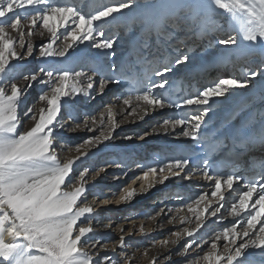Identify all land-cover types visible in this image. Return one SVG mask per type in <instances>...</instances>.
Returning a JSON list of instances; mask_svg holds the SVG:
<instances>
[{
    "label": "snow or ice",
    "instance_id": "snow-or-ice-1",
    "mask_svg": "<svg viewBox=\"0 0 264 264\" xmlns=\"http://www.w3.org/2000/svg\"><path fill=\"white\" fill-rule=\"evenodd\" d=\"M213 4L238 26L233 28L236 34L217 37L216 57L232 62L233 57L247 61L259 56V63L250 64L242 79L220 78L194 96L177 97L172 92L173 76L181 66L194 67L196 58L187 44L175 41V31L206 37L216 27ZM241 33L242 39H238ZM45 35L49 39H43ZM36 38H40L38 44ZM85 42L109 59L97 60L87 72L61 66L66 60L76 64L86 59L87 54L78 51ZM118 44L128 53L119 62L115 60ZM29 58L45 63L37 70L26 69L24 62ZM37 84L45 88L29 103ZM113 86L119 93L114 99L124 106L122 114L140 120L150 111L195 106L193 114L168 118L161 124L165 130L180 126V135L194 142L199 151L197 157L186 154L160 165L131 158L130 162L113 161L122 169L113 180L127 177L133 168L140 169L128 184L113 190L116 206L146 195L171 178L190 180L202 174L213 182L211 196L217 198L218 206L210 215L216 217L224 208L222 189L236 185L238 195L225 209L234 218L230 226L208 238L200 237L199 243L195 233L202 223L191 230L185 227L172 232L175 239H162L160 244L167 251L187 236L192 239L178 250L180 256H186L194 245L203 251L202 245L210 244L200 257L205 264H252L248 250L264 251V155H251L257 149L264 152V117L241 121L222 134L209 113L213 111L210 101L223 97L220 103L229 102L240 89H251L253 95L258 91L264 103V0H112L98 3L91 11L80 0H0V264H138L135 252L126 250L123 235L109 250L91 223L97 209L87 202L88 193L96 187L95 177L112 165L95 170V176L89 175L88 168H73L88 155L87 149L111 141L121 126L110 103L79 115H74L73 103L76 97L88 101L103 97ZM230 119L237 120V114ZM98 128V135L69 143L78 131L95 133ZM65 151L78 155L62 158ZM245 154L252 167L247 179L235 169H221L216 161L217 157L239 159ZM137 181L139 191L133 186ZM207 196L201 193L178 209L169 207L176 215L168 223L184 224L179 211L185 207L200 221L212 207L211 201L203 209L199 207ZM110 202L111 198L102 199L105 205ZM163 212L161 208L150 218L155 220ZM221 240L225 241L223 252L217 243ZM89 247L94 251L89 252ZM149 264H159L158 258H150Z\"/></svg>",
    "mask_w": 264,
    "mask_h": 264
},
{
    "label": "bare ground",
    "instance_id": "bare-ground-1",
    "mask_svg": "<svg viewBox=\"0 0 264 264\" xmlns=\"http://www.w3.org/2000/svg\"><path fill=\"white\" fill-rule=\"evenodd\" d=\"M54 2H65V0H54ZM68 2H70V0H68ZM80 2L82 4V0H80ZM110 2H112V0H86L85 2H83V4H87L88 5V10L91 11L97 6L98 3H110ZM213 8L215 9V12H214L213 17H212L213 21H215V26H216L215 27V35L219 34L221 36V38H224L227 35L236 34L233 31V28L234 27H238V26L233 24L229 14H227L224 10H220L219 8H218V10L215 7H213ZM217 20H219V22ZM220 24H223V27ZM218 25H219V27H218ZM212 32H214V31H212ZM184 36L187 37V41L185 42V44H187L188 48L190 47V50L193 53H195V54H193V56L196 58V65L195 66L201 65L203 63L202 59H204L203 55H205V54H203V50L204 49H209V50L210 49H214L215 52H217V50L220 47L217 44V42H215V41H207L208 40V35L205 38H204V36H200L201 38L203 37V39H199L197 37L199 35H196L194 37H190V36L184 35V33H183L182 36H178V35H177V37L175 36V41L176 42H177V40H178V42L181 41L182 40L181 38L184 37ZM43 39L46 40V39H49V37L47 35H45V37ZM238 39H242V33L240 34ZM34 42L36 44H38L40 42V38H36V40ZM60 43H61V41H57V45H60ZM121 44H122V42H121ZM121 44H118L116 49H115V51L117 53L116 58H115L116 61L121 57L120 55H121L122 49L125 48L124 46H121ZM195 48H200V50L199 51H194ZM78 51L86 53L87 54L86 59L81 58L80 61L78 63H76V64H74L70 60H66L64 62V64L61 65V66L66 67L69 70H72V66H74L76 68V69L74 68L75 70L87 72L88 71V66H90L93 63V61H94L93 57H99L101 60L109 59L108 57L104 56V54L100 50L92 48L90 42H85V44L79 45ZM210 52L212 53L213 51L210 50ZM205 53H207V52H205ZM196 54L200 55L199 59L197 58L198 56ZM259 60H260V57H257V58L254 57L253 59H249L247 61L242 60V59H240V60L237 59V60H234V61L230 62L229 63V67H231L233 65H237V66H233V67L239 69V71L240 70H244V72H247L248 67L250 66V64L259 63ZM217 61L218 62H215V61L211 60L210 64L212 66L215 65V67H218V63L219 62H222L224 64V62L221 61V60H217ZM44 63H45L44 61H41L39 59L29 58L27 61L24 62V65H25L26 69L37 70ZM190 67H193V66L183 67L182 70H180V72H187V71L190 70ZM215 67L212 68V70H210L208 73H206L202 79H200V82L204 85L203 87L209 86L211 84L214 85V83L220 78L231 77L229 69H226V68L223 69V68L219 67V69L216 70ZM198 79H199V77H196L194 80H198ZM81 81H85L86 82V80H84V79H81ZM42 88H45V86L39 85V84L34 86V91L32 93H30V95H29V103H31L36 98V94ZM235 91H236V95L234 97H232L229 102L220 103L219 101H223L224 100L223 97L214 98V100L217 101L215 103L210 101V105H211V108L213 109V111L210 112L209 115L212 116V117L220 115V114L224 115L225 112L229 108H231L234 104H236L238 101H240V99L244 98L248 93H250L252 95V98L251 99L250 98L246 99L244 105H248L247 106L248 109H252V108L255 109L256 106H260L261 105L260 110L264 112V105H262V102H261L260 95H259L258 91H257V93L255 95H253V91L251 89H248V90L240 89V90H235ZM76 101L79 104V102H80L79 97H76V99H75V101L73 103L74 115H76V112L78 111V106L75 104ZM37 106L39 107V105H37ZM122 108H118V110H115V108H113V111L116 113V119H118L119 115L122 113ZM155 112H158L157 118L158 117L159 118H166V116L171 115L167 111V109H165L163 111L156 110ZM140 114L142 115L143 113H140ZM148 118H149V116L148 117L144 116L143 120H140V119L137 118L139 122L143 121L141 126H139L138 128L134 127V128L129 129V130H120V128L117 129L116 132L114 133V138L111 140L114 144H112L111 141H107L106 143L101 144L98 148H96V147L89 148L88 155L85 156V157H82L80 160H77L76 164H74V166H73L74 171L80 170L81 167L84 166V165L86 166V168H90L92 166H95V163L97 162L96 156H94L95 153H96V155H99L103 159L104 158L106 159V157H107L108 158L107 162L120 161V160H124L125 162H130L129 158H131V159H134V160L137 159V161H140V162H143V163H147V164L160 165L162 162H161L160 158L156 157L157 152L161 151V150H164V151H166L168 153H172L173 152L172 145L168 146V143L173 142L175 139H178V138L182 137L180 135L181 127L177 126L174 130L169 128L167 130L162 129L161 131H156L155 127H152V129H150L151 123L153 121H155L154 119H156V117L151 119V116H150V118L149 119ZM142 128H146V130L149 129V130H151L153 132V134L150 137V139H146V140L143 139L140 142L139 146L142 148L143 151H145V154L143 156H142V152H141V154L138 153V154L132 155V152L130 150L129 151H119V153H116V151H114V150L112 151V148L113 149H117V147L120 146L119 144H120L122 138H125L127 135H132V136L136 135L135 137H138L137 139H139V136L142 135V132H141ZM99 130L100 129L98 128L95 133L99 132ZM85 131H87V130H85ZM149 133H151V132H149ZM85 134H88V133H85ZM65 139H66V137H65ZM81 139H83V138L82 137H77V139H76V137H75L74 139H70L69 143L73 144L77 140L79 141ZM189 143H190L189 139H187V138L183 139V144L185 146H189ZM73 152L75 154H72V156H70V157H75V156L78 155V153H76L75 151H73ZM70 154L71 153H69L68 155H70ZM146 154H148L149 156L147 155V157H146ZM105 155H109V156H105ZM90 156H92V158ZM103 156H105V157H103ZM89 157H90V160L86 161V159H89ZM86 162H88V163L85 164ZM77 163H79V164H77ZM134 169H135V171H134ZM139 171H140V169L133 168L131 170V172H129V173H132V172L133 173H136V172L139 173ZM93 176H95V174ZM127 177H129V176H127ZM97 178L98 177H95V181H104V182L106 181L105 178H99V179H97ZM123 179L124 178H122V180ZM193 180L197 181L196 184L200 187V189L202 191H206L205 193L208 194V196L206 198V201H209V200L213 201L212 196L211 197L209 196V194H211V192L213 191V182L211 183V182L202 180L200 178H197V179L193 178ZM92 183H93V181L90 180L89 184L91 185ZM100 183H102V182H100ZM98 184L99 183H97L96 185H98ZM107 184H108V182H107ZM110 185H112V184H110ZM197 185H195V186H197ZM108 190H110V188H108ZM113 190H115V188L111 189L110 191L112 192ZM222 191L224 192L225 196L228 195V191L229 190L226 188V186L222 189ZM107 193L108 192L103 193L104 196H106ZM187 193H188V190L186 191V189H184L181 185H179V183L177 181H174L171 178L165 184L157 185L156 188L150 190L147 193V196H148V199H150L151 202H155L157 204V203L161 202L160 200L162 198L163 199L166 198V196H168V194H169V196L174 197V199L176 200V198H178V197L181 198L183 195L187 196ZM237 195H238L237 192L229 194L228 197H227L226 203H233L235 201V198L237 197ZM90 197H91V194L89 192L88 193V201L89 202H90V200H89ZM93 201H94V199H93ZM93 201H91V202H93ZM215 201H217V200H215ZM215 201L213 202L214 203L213 207L209 208L208 213H205L204 217H202L200 221H198L196 219V217H195V219H196L195 223L196 224H201L202 223V227H200L199 230L195 233V237L197 238V243L200 242V240H199L200 237L208 238V237H210V235H212L213 230L215 229L214 228L215 224L219 225V223H222L224 221L227 222V221H229L231 219H234L233 217H230V216L226 215L227 213L225 212V209H227V206H225V204H224V208L221 209V212L218 213L216 217H212L210 215V213L216 207ZM150 205H152V204L150 203ZM201 205H202V207L200 209H203L205 207L204 203H202ZM134 206L135 205H132L131 207H128L126 209H121L120 211H116L115 210L116 208H115L114 211L109 213V214L108 213H106V214H103V213L96 214V216H95L96 219H97L96 223L101 221L100 222L101 224H98V225H102V227L104 229V232L98 234L100 237H102L101 243L107 242V245H109L110 250L113 248V246L119 240V238L115 237V236H117L116 233L117 234L118 233L122 234V232L120 230L121 227L124 230H126V227H128L129 228V233L128 234H130V235L133 234L134 235L133 237L135 238V234H137V231H136V228H135L136 227L135 225H137L136 221L138 219V216H140L142 212L143 213L146 212L145 209H147V208H144L143 210L139 211V210H136V208H135L136 206L135 207ZM211 208H212V210H211ZM118 209H120V208H118ZM222 215L226 217L223 220L220 219V217ZM105 225H111V227H105ZM107 230H109L107 232V234H104V233H106ZM111 231H113V232H111ZM123 236L125 238V234ZM159 238H160V240L158 242H153L150 245L148 244L145 247V249H144V246H142V244L141 245L138 244L134 248H132V249L131 248H129V249L127 248L126 250L134 251L135 253H137L140 250L138 254H139L140 257L141 256L143 257L142 258L143 260L147 259L149 261L150 258L157 257L158 261H159V264H168L169 260H165V258H164L165 256H169L170 260L173 259L176 262L175 264H185L187 255L186 256L178 255V250H180L182 248V245L185 244L188 240H190L192 238H189V237L185 236L179 242L178 245H171L170 246V250H167V251L161 246L160 241L162 239H175V237L174 236L173 237L172 236L171 237L170 236H160ZM10 240H11L10 237L6 238V241L10 242ZM128 243L129 242H126L128 247H132V244L130 245ZM180 244H182L181 247H179ZM116 251H117V253L120 252V249H119L118 246L116 248ZM145 251H147V256L143 255ZM196 251L198 252L199 249H196ZM222 251H223V249H222ZM248 251L251 254L250 257H252L253 259L260 252L264 253V251H262L260 249H249ZM263 258H264V254H263ZM198 262H196V264H205V262H203L202 260H201V262H199V263ZM192 263L193 262H189V263L187 262L186 264H192ZM147 264H149V263H147ZM252 264H254V263L252 262ZM256 264H258V263H256Z\"/></svg>",
    "mask_w": 264,
    "mask_h": 264
},
{
    "label": "rangeland",
    "instance_id": "rangeland-1",
    "mask_svg": "<svg viewBox=\"0 0 264 264\" xmlns=\"http://www.w3.org/2000/svg\"><path fill=\"white\" fill-rule=\"evenodd\" d=\"M85 1L86 0H84V1L82 0V4ZM213 7H215L218 10V7L215 6L214 4H213ZM217 21L219 22V20H217ZM223 24H220V25H222V27H223ZM175 33L178 36H182V34H183V32H181L179 29H177L175 31ZM177 35H176V37H177ZM190 37H193V36H190ZM217 37H221V36L219 34H216L215 35V33H213V32L209 33V38H211L212 41L217 42ZM186 38L187 37H185V36L181 38V39H183V42L184 43L187 40ZM204 50H206V49H204ZM189 51H190V49H189ZM190 55L193 56L192 53H190ZM209 55H213V54L212 53H208V52L205 53V56H209ZM255 57L257 58L259 56H255ZM253 58L251 57L250 59H253ZM74 68L75 67L72 66V71H78V70H75L76 68L75 69ZM231 77H236V78H241L242 79L244 77V74L243 75H240V73H238L237 70H234L233 72H231ZM80 83L82 85L83 84H86L85 81H81ZM212 85L213 84H211L209 86H212ZM113 87H112L111 91L106 90L105 91V94L103 95V97H99L98 96L93 101L83 100V99H81V97H79V100H80L79 104L77 103V101L75 102V104L78 106V111L76 112V115H79V114L84 113V112H92L93 109L100 108L102 105H106V104H109V103L112 105L113 108H115V110H118V108H122L123 107L122 101H118V100L114 99V96L116 95V89L113 88ZM150 112L146 115L147 117L149 116V118H150V116H151V119L154 118V117H156V119H154L155 121H153L151 123L150 129H152V127H155V130L156 131H161L162 129H165L162 126L161 122L163 120H165V119H168L169 117H166V118H159L158 117L157 118L158 112H155V111L154 112L153 111H150ZM105 119H107V118L105 117ZM116 120L121 125L120 126V130H129V129L134 128V127H137L138 128L143 123V121H140L139 122L136 117H133V116H125L122 113L119 115V118L116 119ZM141 130H142L141 131L142 132V135L145 134V133H147V135L145 136L144 140L150 139V137L152 136L153 132L151 130H149V129L146 130V128H142ZM84 132L85 133H88V134H85ZM149 132H151V133H149ZM98 134H99V132L92 133V132H87V131H78L77 133L73 134L72 139H74L75 137H76V139H77V137H82L83 139H86L88 136L98 135ZM129 136L132 137V139L122 138V140H121V142L119 144L120 146L117 147V149H113L112 148V151L113 150L114 151L115 150L116 151H119V150L129 151L130 150L132 152V155H135V154H138V153L141 154V152H142V156H143L145 154V151H143L142 148L139 146L140 145V142L142 140L137 139L138 137H135L136 135L135 136L127 135L126 137H129ZM83 139H81L79 141L77 140L73 144L79 143ZM66 140H69V138L66 137ZM112 144H114V143L112 142ZM87 151H89V149H87ZM69 153H71V154L68 155ZM72 154H75V153L73 151H71V152L65 151V152H63L60 155H62L61 157L63 158L64 156H67V155L68 156H72ZM147 155L148 154H146V157H147ZM94 156H96L97 162L95 163V166H92V167L88 168L90 170L89 175L90 176H93L95 174V170H97V169H99L101 167H106L108 165H112V166L107 167V172L106 173H101L100 176L97 178V179H99V178H105L106 181L108 182V188H110V190L111 189H114V188L117 189L119 185L128 184L130 178L133 175L138 174V172H136V173H133V172L132 173H129V172H131V171H129L128 172V176L129 177H127V178L126 177H122L124 179L122 180V178H121L118 181L117 180H113V178H112L113 175L120 173L122 169L121 168H118V167H115L112 164V162H107L108 161V158L107 157H106V159L105 158L103 159L99 155H96V153L94 154ZM105 156H109V155H105ZM105 156H103V157H105ZM90 157L92 158V156H90ZM90 157H89V159H86V161L87 160L89 161L90 160ZM135 160H137V159H135ZM87 163L88 162H86L85 164H87ZM77 164H79V163H77ZM84 168H86L85 165L82 166L80 170H83ZM134 171H135V169H134ZM172 180L177 181L179 183V185H181L184 189H186V191L188 190L187 196H182L181 198L179 197V198H176V200H175L174 197H171L168 194L169 197L166 196V198H164V199L162 198L160 200L161 202H159V203L156 204L155 202H151L150 199H148L147 194L146 195H138L131 202L121 203V206H120L121 208L120 209H116V211H120L121 209H126L128 207H131L132 205H135L136 207L135 206L134 207L136 208V210H139V211L140 210H143L144 208H147V209H145L146 212H144V213L142 212L141 215L138 216V219L136 221L137 225H135L136 226L135 228H136L137 234H135V238L133 237L134 240L128 243L130 245L132 244V247H127L128 249L129 248L132 249L135 246H137L138 244L139 245L142 244V246H144V249H145V247L148 244L150 245L153 242H158L160 240V238H159L160 236H170L171 237L173 231H180V230H182L185 227H187V228L189 227V229H195V227H197V224L195 223V220H196L195 219V216L192 213H189L187 211V208L186 207L183 210H180L179 211V215L182 216V217H185V221L186 222L184 224H181L180 225V223L178 221H174L171 224L168 223V219L172 215H176V212L175 211L169 212V207L176 206L177 209H178V206L185 205L186 203L190 202L191 200H194L199 194L205 193L206 191H202L200 189V187L196 184L197 181H194L193 179L184 180V179H180V178L176 177V178H172ZM100 182L105 183L104 181H95V184L100 183ZM110 184H112V185H110ZM139 184H140V181H137L136 185H133L134 187H137V190L138 191H139V187H138ZM195 185H197V186H195ZM209 196L211 197V194H209ZM216 199H213V201H211L212 207H213V204H214L213 202ZM209 201L204 202V205L207 204ZM87 202H89V201H87ZM150 203L152 205H150ZM225 206H227V208H229L231 206V204L226 203ZM199 207L201 208L202 205H200ZM161 208L164 209V212L161 213L160 215L156 216V219L155 220L151 219L150 216L151 215H154ZM211 210H212V208H211ZM165 213H167V215H165ZM231 221H233V219H231ZM231 221L229 220L227 222L224 221L222 223H219L218 227H216V225H215V227H214L215 228L214 229L215 231L213 230V233L210 236H213L216 232H219L224 227H227L228 225L230 226L231 223H232ZM100 222L101 221H99L98 223H96V217H95V221H93V220L91 221L92 226L94 227V229H95V231H96L97 234L104 232V229H103L102 225H98V224H101ZM141 229H142V231H141ZM108 231L109 230H107L106 233H104V234H107ZM111 232H113V231H111ZM128 233H129V228L126 227V230H124L122 232V234H119V233L117 234L116 233L117 236H115V237L119 238L120 236H122L124 234L126 236ZM240 242L241 241H239V240L237 241V243H240ZM217 243L220 246L219 247V250L221 252H223L222 249H223V245H224L225 241L221 240V241H218ZM181 245L182 244H180L179 247H181ZM107 247L110 250L109 245H107ZM202 248H203V251L201 250V248H198V247H196L194 245L193 246V249H190L189 250V253L187 254V257H186V261L188 263L189 262H194V261L201 262L200 257L204 254L205 251L209 250L210 244H204V245H202ZM196 249H199V251L197 252ZM87 250L89 252L94 251L91 247H89ZM139 251L137 253H135V258H134L138 262V264H147V263H149V261L147 259L143 260L142 259L143 257L142 256L141 257L139 256V254H138ZM128 252H129V254H131L134 251H128ZM261 257H262L261 254L258 255V256H256V261L259 262V260H260ZM186 261H185V264L187 263ZM175 263L176 262L173 259L169 260V262H168V264H175Z\"/></svg>",
    "mask_w": 264,
    "mask_h": 264
}]
</instances>
